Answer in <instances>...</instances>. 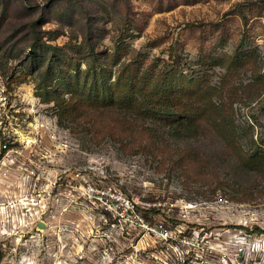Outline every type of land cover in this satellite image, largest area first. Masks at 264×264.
Segmentation results:
<instances>
[{
	"label": "rangeland",
	"instance_id": "374dc122",
	"mask_svg": "<svg viewBox=\"0 0 264 264\" xmlns=\"http://www.w3.org/2000/svg\"><path fill=\"white\" fill-rule=\"evenodd\" d=\"M79 91L195 93L206 118L192 140L116 109L60 123ZM0 248V264H264V0H0Z\"/></svg>",
	"mask_w": 264,
	"mask_h": 264
},
{
	"label": "trees",
	"instance_id": "16d2710c",
	"mask_svg": "<svg viewBox=\"0 0 264 264\" xmlns=\"http://www.w3.org/2000/svg\"><path fill=\"white\" fill-rule=\"evenodd\" d=\"M38 41L28 45L31 51V59L39 48ZM50 54L55 56L58 48L53 46L47 47ZM30 57V56H29ZM146 91V90H145ZM144 92V91H142ZM78 95H72L71 99H60L57 102L61 113H58L60 123L63 118L70 117L73 119L80 118L93 112L123 111L149 120L152 123L161 122L163 127L173 130L176 136L183 139L197 138L200 121L206 118V106L195 93H170L166 95H155L152 93H140L133 99L127 101H118L116 99L104 100L97 98L96 93H86L79 91ZM93 99H92V98ZM256 155H249V165H257ZM258 167V166H256ZM255 167V168H256ZM4 258V252L0 248V262Z\"/></svg>",
	"mask_w": 264,
	"mask_h": 264
},
{
	"label": "built area",
	"instance_id": "2783aa9c",
	"mask_svg": "<svg viewBox=\"0 0 264 264\" xmlns=\"http://www.w3.org/2000/svg\"><path fill=\"white\" fill-rule=\"evenodd\" d=\"M135 207V206H134ZM147 228V227H146ZM152 233L158 235L159 237H161L163 240H168V238H171L170 236V232L164 228L163 226H155V227H149L148 228ZM186 243H189L188 241H185ZM174 250L181 254V250L179 248V246L174 245Z\"/></svg>",
	"mask_w": 264,
	"mask_h": 264
},
{
	"label": "water",
	"instance_id": "95a60500",
	"mask_svg": "<svg viewBox=\"0 0 264 264\" xmlns=\"http://www.w3.org/2000/svg\"><path fill=\"white\" fill-rule=\"evenodd\" d=\"M39 227H40L41 229H43V228H45V224H44V223H40V224H39Z\"/></svg>",
	"mask_w": 264,
	"mask_h": 264
}]
</instances>
